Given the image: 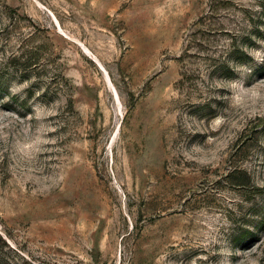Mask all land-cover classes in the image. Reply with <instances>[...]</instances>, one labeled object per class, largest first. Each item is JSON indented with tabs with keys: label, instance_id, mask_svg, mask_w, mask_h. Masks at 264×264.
<instances>
[{
	"label": "rangeland",
	"instance_id": "obj_1",
	"mask_svg": "<svg viewBox=\"0 0 264 264\" xmlns=\"http://www.w3.org/2000/svg\"><path fill=\"white\" fill-rule=\"evenodd\" d=\"M0 264H264V0H0Z\"/></svg>",
	"mask_w": 264,
	"mask_h": 264
},
{
	"label": "bare ground",
	"instance_id": "obj_2",
	"mask_svg": "<svg viewBox=\"0 0 264 264\" xmlns=\"http://www.w3.org/2000/svg\"><path fill=\"white\" fill-rule=\"evenodd\" d=\"M82 49L89 57H91V60H93L94 62L97 63V65L102 70V72L104 74H106V76H107V72H106L105 68L102 66V64L99 62V60L94 55H92L91 52L87 48L82 47ZM107 78H108V76H107Z\"/></svg>",
	"mask_w": 264,
	"mask_h": 264
}]
</instances>
